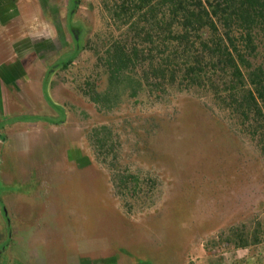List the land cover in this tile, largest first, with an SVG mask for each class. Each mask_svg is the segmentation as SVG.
Instances as JSON below:
<instances>
[{
    "label": "rangeland",
    "instance_id": "1",
    "mask_svg": "<svg viewBox=\"0 0 264 264\" xmlns=\"http://www.w3.org/2000/svg\"><path fill=\"white\" fill-rule=\"evenodd\" d=\"M110 4L0 0L1 264H264V243L227 241L264 219V154L237 113L202 93L107 110L82 92L78 74L127 28ZM103 126L106 163L89 138ZM128 173L139 187L118 193Z\"/></svg>",
    "mask_w": 264,
    "mask_h": 264
},
{
    "label": "trees",
    "instance_id": "2",
    "mask_svg": "<svg viewBox=\"0 0 264 264\" xmlns=\"http://www.w3.org/2000/svg\"><path fill=\"white\" fill-rule=\"evenodd\" d=\"M107 9L114 25L127 28L105 50L96 49L98 70L78 74L85 95L110 110L147 91L157 97L171 89L202 93L237 113L264 154V0H112ZM76 42L63 68L85 49L81 37ZM107 130L89 137L105 163L116 158ZM114 183L122 194L139 187L130 173ZM255 210L264 212V196ZM227 241L238 248L264 243V219L232 230Z\"/></svg>",
    "mask_w": 264,
    "mask_h": 264
},
{
    "label": "flooded vegetation",
    "instance_id": "3",
    "mask_svg": "<svg viewBox=\"0 0 264 264\" xmlns=\"http://www.w3.org/2000/svg\"><path fill=\"white\" fill-rule=\"evenodd\" d=\"M6 211V210H5ZM10 221V219H8L7 223ZM7 250V245H6V242L5 240H3L1 237H0V264L3 262V257H4V254Z\"/></svg>",
    "mask_w": 264,
    "mask_h": 264
}]
</instances>
